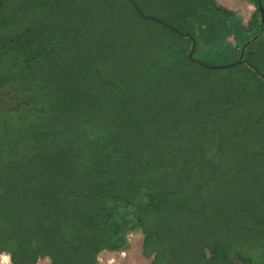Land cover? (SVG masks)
<instances>
[{
	"label": "trees",
	"instance_id": "trees-1",
	"mask_svg": "<svg viewBox=\"0 0 264 264\" xmlns=\"http://www.w3.org/2000/svg\"><path fill=\"white\" fill-rule=\"evenodd\" d=\"M248 1L244 23L216 0H150L164 24L132 0H3L0 254L97 264L141 230L148 264H264V22Z\"/></svg>",
	"mask_w": 264,
	"mask_h": 264
},
{
	"label": "rangeland",
	"instance_id": "rangeland-1",
	"mask_svg": "<svg viewBox=\"0 0 264 264\" xmlns=\"http://www.w3.org/2000/svg\"><path fill=\"white\" fill-rule=\"evenodd\" d=\"M49 1V0H46ZM141 5L144 7V10L148 12V15H160L161 7L159 4L155 2L153 5L150 0L143 2V0H139ZM218 3L233 9L241 14L242 20L244 23H247L253 12L256 10V5L250 3L248 0H216ZM48 11L47 7L40 8L35 15L43 16ZM229 40L235 42L232 36L229 37ZM202 59H206L204 55H198ZM211 65H222L229 64L232 62V58H207L206 59ZM234 62V61H233ZM129 244L124 250L120 251H109L103 250L100 252L98 256L97 264H148L150 258H146L142 253V241H143V233L141 230H136L128 233ZM7 257L6 264H12L10 260V255L7 253L0 254V264H3V258ZM36 264H49L48 258L40 259Z\"/></svg>",
	"mask_w": 264,
	"mask_h": 264
},
{
	"label": "water",
	"instance_id": "water-1",
	"mask_svg": "<svg viewBox=\"0 0 264 264\" xmlns=\"http://www.w3.org/2000/svg\"><path fill=\"white\" fill-rule=\"evenodd\" d=\"M2 2L3 0H0V13H1V7H2ZM133 4L136 6V8L142 13L143 16H146V17H150V18H154V19H157L159 21H161L162 23L166 24L165 22H163L162 20L154 17V16H151V15H146L144 14L141 9L139 8L138 4L136 3L135 0H132ZM258 9L260 10V13H261V20L262 22H264V7L261 3V1L259 0L258 2ZM168 25V24H167ZM170 28L174 29L175 31H179L180 33H183L182 31H180L177 27H174V26H171V25H168ZM189 37H191L192 39V45H191V50L189 52V58L191 60H194V61H197L199 63H202L201 61L197 60L194 58V52H195V48H196V41L194 39V37L190 34V33H183ZM243 52H241L239 58L237 60H235L234 62H231L229 64H222V65H211V64H204L205 66L209 67V68H212V69H224V68H229V67H233V66H236V65H239L241 64L242 62H245L247 60H244L243 58ZM253 66V65H252Z\"/></svg>",
	"mask_w": 264,
	"mask_h": 264
},
{
	"label": "clouds",
	"instance_id": "clouds-1",
	"mask_svg": "<svg viewBox=\"0 0 264 264\" xmlns=\"http://www.w3.org/2000/svg\"><path fill=\"white\" fill-rule=\"evenodd\" d=\"M7 259H8L7 257H4V258H3V264H6Z\"/></svg>",
	"mask_w": 264,
	"mask_h": 264
}]
</instances>
